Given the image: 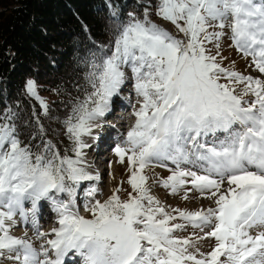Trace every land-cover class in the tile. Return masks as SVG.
Listing matches in <instances>:
<instances>
[{
  "label": "snow or ice",
  "instance_id": "obj_1",
  "mask_svg": "<svg viewBox=\"0 0 264 264\" xmlns=\"http://www.w3.org/2000/svg\"><path fill=\"white\" fill-rule=\"evenodd\" d=\"M151 7L126 21L113 11L114 38L94 41L81 57L87 86L63 121L72 155L47 139L35 112L36 131L25 133L32 121L18 106L0 109V264H65L69 253L79 264H264V0H156L155 14L176 32L155 23ZM225 38L251 57L257 75L223 66ZM126 82L137 98L135 122L113 151L121 164L127 159L132 191L101 201L90 183L82 193L88 218L78 189L99 176L89 170L84 137L99 139L94 130ZM22 87L47 115L37 82ZM156 167L169 175L146 173ZM156 186L185 200L199 193L208 205L171 208ZM41 202L57 216L51 232L40 227ZM21 223L32 236L14 234ZM189 226L203 235L177 234ZM208 239L214 246L201 252Z\"/></svg>",
  "mask_w": 264,
  "mask_h": 264
},
{
  "label": "trees",
  "instance_id": "obj_2",
  "mask_svg": "<svg viewBox=\"0 0 264 264\" xmlns=\"http://www.w3.org/2000/svg\"><path fill=\"white\" fill-rule=\"evenodd\" d=\"M0 0V109L17 107L24 120L22 128L34 133L35 112L44 126L47 139L61 149L66 147L63 121L77 98H83L87 69L81 57L93 42L107 43L114 38L118 22L129 12L142 17L143 6L151 4V19H156V0ZM27 79L37 82L44 94L54 98L44 115L33 98L24 95ZM40 143L37 136L32 141ZM69 155L70 149H69Z\"/></svg>",
  "mask_w": 264,
  "mask_h": 264
},
{
  "label": "rangeland",
  "instance_id": "obj_3",
  "mask_svg": "<svg viewBox=\"0 0 264 264\" xmlns=\"http://www.w3.org/2000/svg\"><path fill=\"white\" fill-rule=\"evenodd\" d=\"M143 1L144 2H140V3H147L145 0H143ZM118 10L119 9L114 8V11L117 14H118ZM153 21L159 25L164 26L165 28H167L170 31L176 32L174 25H172L168 21L163 20L160 17L153 19ZM230 44H231V41H229L227 38H225L221 43V48H220L221 55L223 57L227 58V59H224L222 61L223 66L226 68H234L236 71L241 72L245 75H257V73L254 70V65H252L251 57H248L247 59L242 58L241 54L234 47L229 46ZM209 47L212 48V52H213V54H215L216 49L212 45H209ZM128 75H131L130 72L128 73ZM38 91H39V95L47 102V104L52 102L54 97L52 95L42 93L39 89V85H38ZM120 95L122 97L121 96H117V98L113 97V99L117 101L116 106H118V107L113 109V111H111V113L115 114V116L118 115L117 110L122 108L121 107L122 105H120L121 104L120 98L121 99L123 98L125 100H128V102H129L130 107H128V108L131 110H128V111H129V114L131 115L132 114L131 105L134 104L136 102V99H137L132 94L131 82H126V84L123 87ZM126 97L128 99H126ZM132 100H134V101H132ZM35 101L39 104V102L37 100H35ZM137 107H139V105H137ZM104 121H106V120L103 117L101 122L104 124ZM116 121L117 120L114 117L111 119L107 118V124H109V125L105 129H107V136H109V137L105 138L104 143L97 145L98 151L102 152V150H103V152L101 154V156H103V157L102 158H98L99 156L97 158L94 157V159H95L94 160L95 170L89 169L90 172H92V174L99 176V180L96 182H88V181L82 182L80 185V188L78 189L77 203L80 206L81 214L88 217V218H90V213L85 211L83 208L82 193H83V190L90 183H95L96 186L99 188L102 195H98L96 198L100 199L101 201L108 199L116 189H120V192H118L117 194L120 195L121 199H127L128 193L132 191L131 186L127 183L128 178H129L127 159L125 160V162L123 164H121L119 162V158L115 155V153L113 151L114 146L117 143H119L121 140V134L117 135V131L115 129H114V132H116V133L114 135L110 134V131L112 132V130H113L112 127L115 126V125L112 126V123H116ZM125 122H126L125 129H124V131H122V133H126L129 130V128L134 124L135 118L134 119H131V118L126 119ZM98 130H101V129H98ZM99 132L100 131L93 133V135H95V134L98 135ZM101 137H102V135H101ZM66 139H67L66 140V147L71 149L72 144L69 141L68 137ZM84 140L86 143H88V141L91 140V137L85 136ZM101 146L103 147V149ZM84 151H85V149H84ZM92 152H93V150L89 149V148L85 151V153L86 154L88 153L89 155ZM70 153H71V151H70ZM71 155H72V153H71ZM92 156H93V154H92ZM104 158H107V163H106L107 167L110 166L111 163H113L114 161L118 162L117 168H116L117 170L111 171V173H110V170L107 169V170H105L104 173H102L104 171V167H105V166L102 167V164H103L102 162H103ZM109 162H111V163H109ZM106 164L104 163V165H106ZM146 173L150 176H159L161 178H166L169 175V172L166 169L161 168V167H156L154 169L146 170ZM105 179H107V180H105ZM149 183L150 184L152 183L151 179L149 180ZM153 194L158 199H160L165 205L170 206L171 208H179L182 210L183 209L196 210V209H199L201 206H207L201 201V198H199V193H196V192H189L188 193L189 199L185 200V199H183V196H184L183 192H181L178 195H171L168 189H165L162 186H156L153 188ZM41 204H42L43 209L41 208L40 212H42V213L38 215L39 224H40L41 229L43 231L51 232L53 228L58 227L57 217L53 216V218H52V215H56V214L55 213L52 214V212H51V214H50L51 219H48V215L46 214V209L49 210L50 205H48L46 202H41ZM176 222H181V221H176ZM18 227L21 228L22 226H18ZM18 227H16L15 229H17ZM25 230L28 231L29 236L33 235L32 229L30 227H27V226H25V227L23 226V229L21 232H19V233L15 232L14 234L17 236H21L24 234ZM194 231H197L198 235H203L202 233H198V230H195L190 226L185 231L179 232L177 234L181 237H186V236L191 235ZM214 243H215L214 239L201 240L199 243L200 251L204 252V253L211 251L212 247L214 246ZM70 257H73L72 253H69V256L65 260V264L68 263V260L70 259ZM74 258L79 259V257H74ZM4 264H11V262L6 261V262H4Z\"/></svg>",
  "mask_w": 264,
  "mask_h": 264
},
{
  "label": "bare ground",
  "instance_id": "obj_4",
  "mask_svg": "<svg viewBox=\"0 0 264 264\" xmlns=\"http://www.w3.org/2000/svg\"><path fill=\"white\" fill-rule=\"evenodd\" d=\"M119 96H121V95H119ZM122 97V96H121ZM117 98V97H116ZM132 101H134V100H132ZM120 102H121V104L120 105H122L121 107V109H119V110H117V112H118V115L117 116H115V114H112L111 112H109V113H107V115L104 117L105 118V120L106 121H104V126H103V128L101 129V130H98V129H95L94 130V133H96V132H98V131H100L99 133H98V136H99V139L98 140H90V141H88V144H90L91 145V147H89V149H92L93 150V152L92 153H90V155L87 153L86 154V159H87V161H88V163L91 165V167H90V170L91 169H93V170H95V162H94V157L95 158H97L98 156V158H102L103 156H101V154H102V152H103V150H102V152L101 151H98V148H97V145L98 144H101V143H104L105 141V138H107V137H109V136H107V129H105V128H107V126L109 125V124H107V118H116V123H112V126L113 125H115L114 127H112L113 128V130H112V132L110 131V134H112V135H114L116 132H114V129L117 131V135L118 134H121L122 133V131H124V129H125V124H126V122H125V120L126 119H129V118H131V119H134L135 117L131 114H129V111L128 110H131V109H129L128 107H130V105H129V102H128V100H125V99H121L120 98ZM116 103H117V101L116 100H114L113 99V101H112V111H113V109H115L116 107H118V106H116ZM128 108V109H127ZM127 109V110H126ZM131 112V111H130ZM119 114H120V116H119ZM111 122V121H110ZM109 134V135H110ZM101 135H102V137H101ZM102 140V141H101ZM102 147V146H101ZM88 148H86L85 149V151L87 150ZM101 149V148H100ZM102 149H103V147H102ZM92 154H93V156H92ZM93 161V162H92ZM103 164H102V167H104V171L102 172V173H104L105 172V170H110V173H111V171H114V170H117L116 168H117V163L118 162H116V161H114L113 163H111V165L110 166H108L107 167V158H104V160H103V162H102ZM104 163L106 164V165H104ZM101 167V168H102ZM97 168V167H96ZM105 180H107V179H105ZM107 182V181H106ZM201 201L205 204V205H208V201L206 200V199H203V198H201ZM42 208V207H41ZM43 209V208H42ZM51 212H52V210H51V207H49V210H47L46 209V214L48 215V219H51ZM42 212H40L39 214H41ZM54 212H52V214H53ZM50 215V216H49ZM53 216H55V215H52V218H53ZM43 222V221H42ZM19 226H22L21 228H17V229H14V233L15 232H21L22 231V229H23V226L25 227L26 225H24V224H20ZM45 226V225H44ZM41 227V226H40ZM79 261H80V258L79 259H77V258H74V257H70V259L68 260V263L67 264H79Z\"/></svg>",
  "mask_w": 264,
  "mask_h": 264
},
{
  "label": "water",
  "instance_id": "obj_5",
  "mask_svg": "<svg viewBox=\"0 0 264 264\" xmlns=\"http://www.w3.org/2000/svg\"><path fill=\"white\" fill-rule=\"evenodd\" d=\"M139 2H144L143 0H138Z\"/></svg>",
  "mask_w": 264,
  "mask_h": 264
}]
</instances>
